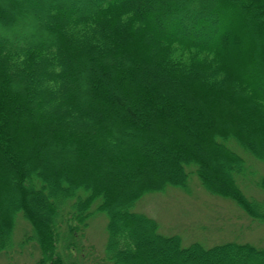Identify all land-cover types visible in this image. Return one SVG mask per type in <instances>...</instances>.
<instances>
[{
    "label": "trees",
    "instance_id": "16d2710c",
    "mask_svg": "<svg viewBox=\"0 0 264 264\" xmlns=\"http://www.w3.org/2000/svg\"><path fill=\"white\" fill-rule=\"evenodd\" d=\"M27 1L0 0V256L35 244L37 264H264L249 245L184 247L134 211L194 175L264 219L231 146L264 163V0ZM17 217L31 234L15 246Z\"/></svg>",
    "mask_w": 264,
    "mask_h": 264
},
{
    "label": "rangeland",
    "instance_id": "374dc122",
    "mask_svg": "<svg viewBox=\"0 0 264 264\" xmlns=\"http://www.w3.org/2000/svg\"><path fill=\"white\" fill-rule=\"evenodd\" d=\"M23 1L30 4L27 0ZM36 8L40 9L42 14L38 18V26L42 24L49 26L44 20V11L39 5H36ZM19 26L22 33L25 30L34 31L31 23L23 27L19 23ZM3 32L5 33V30ZM245 50L232 45L227 53L229 60L232 61L235 56H239L242 63H249L250 58L243 54ZM231 146L244 157L248 166L245 179L238 178L240 189L248 199L264 205V188L258 186L264 180V163L242 150L237 144L233 143ZM134 211L156 220L160 234L181 237L184 247L200 244L204 248H213L237 243L264 250V219L250 217L231 198L211 195L194 175L190 177L186 189L169 187L163 192L148 194L136 204ZM107 221L104 214L93 217L84 243L85 247L89 248L87 251L91 248L93 254L103 252L107 241ZM16 224L13 237L15 246L31 234V229L23 218L17 217ZM10 252L0 256V264H37L40 258V251L35 244H30L24 249L14 247ZM233 261L235 264H245L249 258L242 256Z\"/></svg>",
    "mask_w": 264,
    "mask_h": 264
}]
</instances>
